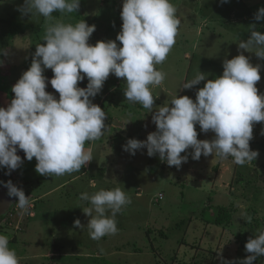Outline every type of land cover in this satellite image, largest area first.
I'll use <instances>...</instances> for the list:
<instances>
[{
    "label": "rangeland",
    "instance_id": "1",
    "mask_svg": "<svg viewBox=\"0 0 264 264\" xmlns=\"http://www.w3.org/2000/svg\"><path fill=\"white\" fill-rule=\"evenodd\" d=\"M171 3L178 9L181 25L173 49L163 64L157 65L166 77L152 89L156 97L152 112L126 100V78L110 74L93 99L106 112L107 130L94 143L97 156L92 165L88 162L73 177L88 167L87 172L75 179L70 174L42 179L33 157L1 177L0 189L7 190L4 183L11 180L31 199L29 214L15 206L17 197L8 196L0 215V234L9 237V247L16 251L19 264H239V260L250 255L242 243L254 237L256 229H264V122L254 123L250 141L251 149L259 155L242 166L231 157L221 159L214 154H202L194 160L190 155L193 149L189 148L181 153L189 155L188 161L177 168L162 162L159 154L148 156L147 148L132 155L124 150V145L131 138L146 140L149 133L156 131L152 115L172 96L188 95L195 100L208 79L222 75L223 61L239 54L238 43L248 39L252 26L262 32L264 20L256 21L254 17L264 0ZM22 4L23 0H0V107H7L14 98L12 87L30 68L36 45L44 43L49 24H75L85 19L96 26L89 38L92 45L100 40H114L122 30L123 21L118 14L122 12L123 0H81L77 12H54L51 18L22 16L17 10ZM117 19L118 26L107 33ZM10 22L27 23L32 28L12 38ZM244 54L250 56L253 64L262 65L257 87L264 93V60L254 52L244 50ZM199 71L207 73L204 81L191 89L180 88ZM44 75L49 81L46 91L59 99L50 84L53 71L45 69ZM85 81L88 82L87 77ZM196 128L198 139L211 140L215 136L211 130L200 131L199 124ZM87 145L86 142L85 148ZM18 155L25 158L23 150L18 149ZM64 182L69 183L61 185ZM115 187L122 188L131 203L117 214L115 235L93 240L86 227L90 217L83 212L90 202L81 200L80 194ZM219 206L233 210L229 224L212 222ZM248 216L251 223L245 220ZM76 219L85 225L83 230L74 224ZM253 264H264V255Z\"/></svg>",
    "mask_w": 264,
    "mask_h": 264
},
{
    "label": "clouds",
    "instance_id": "2",
    "mask_svg": "<svg viewBox=\"0 0 264 264\" xmlns=\"http://www.w3.org/2000/svg\"><path fill=\"white\" fill-rule=\"evenodd\" d=\"M80 4L81 0H23L17 10L22 16L51 18L54 12H77ZM177 13L171 0H123L122 30L114 40H100L94 45L89 38L96 26L85 19L75 24H49L44 43L36 45L30 68L12 87L14 98L7 107H0V168L10 174L22 165L18 149L23 150L28 161L36 158L35 170L44 176L78 172L92 161V149H86L85 143L99 139L107 130L106 112L93 99L110 74L126 78V100L152 112L156 98L152 89L166 77L157 65L167 59L181 25ZM254 18L264 20V6ZM238 50V55L223 61L222 75L208 79L199 88L195 100L176 94L157 107L152 115L156 131L149 133L146 140L129 139L124 150L135 155L138 149L147 148L148 156L159 154L162 162L177 168L188 161L189 155L181 153L189 148L193 149L190 155L194 160L202 154H214L221 159L231 157L241 166L255 161L259 153L251 149L250 141L254 123L264 122V93L257 87L262 65L253 64L244 50L264 60V32L253 25L248 39L239 41ZM45 69L54 73L50 84L59 99L46 91L49 81ZM85 77L87 86L79 87ZM206 77L207 73L199 71L180 88L191 89ZM197 124L204 133L211 130L214 138L198 139ZM4 187L9 197L18 198L15 206L30 214L31 199L24 189L11 180ZM80 199L90 202L83 212L90 217L86 227L93 240L115 235L116 216L131 203L120 187L83 192ZM245 220L252 222L250 216ZM74 224L82 230L85 227L79 219ZM256 233L245 244L250 255L239 264H253L264 255V229L258 228ZM0 264H19L16 251L9 247V237L3 234Z\"/></svg>",
    "mask_w": 264,
    "mask_h": 264
},
{
    "label": "trees",
    "instance_id": "3",
    "mask_svg": "<svg viewBox=\"0 0 264 264\" xmlns=\"http://www.w3.org/2000/svg\"><path fill=\"white\" fill-rule=\"evenodd\" d=\"M114 5H116V1L114 2ZM59 12H57L58 14ZM121 17V12H119L118 14V18ZM118 26V19L116 20V22L112 25L109 26L107 33L110 32L111 30H114L116 27ZM30 28H32L29 24L27 23H21V22H10L9 24V32H10V36L13 38L15 36L18 35H22L25 34L27 30H29ZM262 32H264V28L262 30ZM88 82H86L85 80L82 82L78 83L79 87H85L87 85ZM109 120V119H108ZM113 119H110L109 121L112 122ZM7 171V169H3L0 170V182L1 181V177L4 176V173ZM3 179V178H2ZM233 210L229 209L225 206H219L218 207V211L217 214L215 216V218L213 219V223L215 225H224V224H229L232 220L233 217ZM238 239L244 240L242 235H238ZM246 241V240H245ZM242 246L245 247V244L242 243ZM100 261V260H99ZM101 262V261H100ZM101 264H111L110 262L105 261L104 263L101 262Z\"/></svg>",
    "mask_w": 264,
    "mask_h": 264
},
{
    "label": "crops",
    "instance_id": "4",
    "mask_svg": "<svg viewBox=\"0 0 264 264\" xmlns=\"http://www.w3.org/2000/svg\"><path fill=\"white\" fill-rule=\"evenodd\" d=\"M106 126H107V125H106ZM95 142H97V140H94V141H88V142H87L88 145H87V147H86V149L89 148V147L92 149V153H93V158H94V159H95V157L97 156V151H96V149H95V144H94ZM94 159H93L92 161L89 162V163H91V165H92V162L94 161ZM24 160H26V158L23 159V162H25ZM89 163H87V164H89ZM22 164H23V163H22ZM103 169H104V168H103ZM87 170H88V167H87L86 170H84L83 172H81V173H77V175L74 176V177H73V175L75 174L74 172H72V173H66V174H70V175H72V176H70V178L73 177V178L75 179V178H77V176H79V175H81V174L83 175L85 172H87ZM90 170L92 171L91 168H90ZM64 175H65V174H64ZM39 177H43L42 179H44L45 176H44V175H39ZM39 177H37L36 179H38ZM47 177H50V178H57V177H60V178H62L63 175H61V176H55V175H52V176H47ZM70 178H69V179H70ZM69 179H68V180H69ZM55 180H56V179H55ZM42 181H43V180H42ZM61 181H62V180H61ZM69 182H70V181H69ZM69 182H67V183H69ZM67 183L64 182V183H62V184L60 183V184H61V185H65V184H67ZM60 184H59V185H60ZM59 185H57V186H59ZM59 188H60V186H59ZM33 215H34V214H33Z\"/></svg>",
    "mask_w": 264,
    "mask_h": 264
},
{
    "label": "water",
    "instance_id": "5",
    "mask_svg": "<svg viewBox=\"0 0 264 264\" xmlns=\"http://www.w3.org/2000/svg\"><path fill=\"white\" fill-rule=\"evenodd\" d=\"M8 201L7 190L0 189V215L5 210Z\"/></svg>",
    "mask_w": 264,
    "mask_h": 264
}]
</instances>
